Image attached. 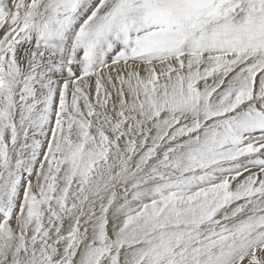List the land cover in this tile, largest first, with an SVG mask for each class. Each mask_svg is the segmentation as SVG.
<instances>
[{
  "label": "snow or ice",
  "instance_id": "6c2138e0",
  "mask_svg": "<svg viewBox=\"0 0 264 264\" xmlns=\"http://www.w3.org/2000/svg\"><path fill=\"white\" fill-rule=\"evenodd\" d=\"M0 264H264V0H0Z\"/></svg>",
  "mask_w": 264,
  "mask_h": 264
}]
</instances>
